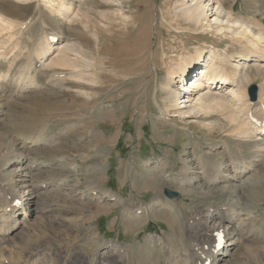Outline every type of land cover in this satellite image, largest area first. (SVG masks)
<instances>
[{"label":"rangeland","instance_id":"374dc122","mask_svg":"<svg viewBox=\"0 0 264 264\" xmlns=\"http://www.w3.org/2000/svg\"><path fill=\"white\" fill-rule=\"evenodd\" d=\"M128 1L132 7L128 8L125 1L122 4L126 13L137 20L135 39L128 40L126 36L119 40V45L104 41L100 54H96L90 49L91 39L77 34L78 31L70 33L86 48L90 54L87 57L92 54L96 61L103 58L105 67L109 68L102 74L103 83L94 87L97 94L89 99L90 103L76 94L78 85L73 81L65 82L63 90L47 84L48 70L38 76L45 83L44 88L0 97V225H15L7 234L0 229V264H103L105 261L104 264H191L194 235L204 231L206 225L208 228L211 224L218 225L222 219L201 217L199 210L210 205L224 206L228 193L207 197L194 189L185 192L172 179L161 176L169 167L172 175L180 170L182 154L188 152L187 158L193 161L198 157L193 151H206L209 144L205 140L206 129L192 123L190 130L180 129L159 117L160 94L164 92L158 84L166 75L162 62L173 64L175 53H185L189 48L192 52L193 45L203 40L210 43L212 37L186 36L181 29L185 21L171 14L175 0ZM222 1L226 8L230 5L242 15L249 4V0ZM98 2L88 0L86 4L95 3L96 9L109 7ZM34 8V2L0 0V9L20 19L28 17ZM52 20L47 22H53L49 25L57 29L56 21ZM34 23L35 28L29 29L33 36L40 30L37 20ZM24 42L16 46L22 52L15 62L17 67L25 63L35 45L32 41ZM230 48L229 52H234ZM112 55L120 59V65L110 68L107 61L114 58ZM2 69L5 71L6 67ZM250 71L253 79L247 89L264 78V73L257 74L253 67ZM96 106L104 109L98 112ZM38 135L45 141H29V137ZM225 141L233 152L238 151L236 140L225 137ZM183 147L187 148L186 152ZM17 152L25 153V162L10 164L12 154ZM248 152L245 148L243 154ZM155 160L162 161L161 165L150 170ZM16 167L21 170L14 172ZM251 174L257 181H245L239 197L237 194L243 219L238 224L244 233L227 262L217 264H264V162ZM21 178L26 179L27 186ZM165 187L177 191L178 196H166ZM20 193L35 200L29 204L26 216L13 215ZM105 193L112 194V199L103 197ZM162 198L170 201L166 202L168 207L152 204L154 199ZM31 209L34 212L30 213ZM223 219L221 224L225 226L227 219ZM109 241L118 246H113V252L105 248ZM197 241L202 244L199 238Z\"/></svg>","mask_w":264,"mask_h":264},{"label":"bare ground","instance_id":"6f19581e","mask_svg":"<svg viewBox=\"0 0 264 264\" xmlns=\"http://www.w3.org/2000/svg\"><path fill=\"white\" fill-rule=\"evenodd\" d=\"M13 1L25 4L34 2L35 8L28 17L23 19L0 9V97L18 96L25 92L29 93L44 88L45 83L40 82L38 76L39 73L48 70L46 71L47 84L63 90L66 89L65 82L73 81L78 85L76 94L88 99V102L97 94L94 87L103 83L102 74L106 73L109 68L105 67L103 58L96 61L98 59H95L96 56L93 57L92 54L91 57H87L90 54H87L86 48L75 40L78 37L73 39L70 33L78 31L77 34L85 35L91 39L93 46L90 49H93L96 54H100V45L104 41L119 45L121 42L119 40L126 39V36L128 40L135 39L137 20L133 18V15L126 13L124 4H122L125 1L128 3V8L132 7V3L128 0H99L109 6L102 9H96L93 6L97 5L95 3L86 4L88 0ZM223 2L222 0H175L171 9L172 13H170L177 20L185 21V27L179 28L183 29L186 36L209 34L212 40L210 43L203 40L197 45H193L192 52H189L191 50L189 48L185 53H175V59L172 56L175 61L173 64L161 61L162 67L164 65L166 68V75L164 74L165 79H161L162 81L158 84L160 90L164 92L163 95L160 94L162 106L159 109V117L170 120L175 127L184 130H190L191 123L192 126L197 125L199 128H204L206 129L205 135H208L205 140L209 142L206 145L208 147L206 151H193L195 156H198L197 159L189 161L188 152L184 153L180 158L182 161L180 170L172 175L169 172L171 169L169 167L163 172L166 174H161V176L168 178L167 180L172 179L177 183L178 188L185 192L194 189L198 194L207 197L220 192L229 194L225 197L224 206L200 207L201 217L207 215L222 218L221 221L224 220L223 218L227 220L225 226L221 224V221L217 222L218 225L211 224L209 228L206 225L204 231L194 235L189 257L191 264H217L219 261H226L231 255V251L238 245L240 237L244 233V228H240L241 226L238 224V221L243 220L241 211H239L241 203L238 198L241 184L245 181H257L251 173L264 162V78L255 85L256 98L252 100L247 94V86L253 79V76L250 75V68L253 67L257 74L262 76L264 73V0H249L244 15L234 12L230 5L229 8H226ZM47 19L50 21L53 19L54 23L56 21L57 29L51 26L53 22H49L51 24L49 25ZM35 20L40 28V30L37 28L39 30L37 36L29 34V29L34 26L32 24H35ZM171 25L173 26V24ZM64 26L67 30L66 33ZM123 29L124 32H121ZM32 33L35 34V32ZM24 40L32 41L35 45L25 63L19 64L17 67L15 62L22 52L20 53L21 49H16V46L23 43ZM222 42L224 45L220 46ZM230 47L234 49V52H229ZM115 49L117 50V48ZM116 59L114 56L113 59L107 61L109 65L111 64L110 68L120 65L118 64L120 59ZM157 64L159 63L157 62ZM3 67H6L5 71L2 69ZM155 67L157 68V66ZM15 70L16 73H14ZM159 71L160 68L157 69V73ZM111 72L116 75L114 69ZM123 76L126 77V74ZM103 109L101 106L95 108L98 112ZM213 114L216 116L212 117ZM173 120H179V123L173 122ZM225 137H230L238 142V151L233 152L226 143ZM29 138V141L33 143L45 141V138L39 135ZM6 140L8 139L6 138ZM11 142L13 143V141ZM197 144L198 142H196V146H198ZM221 148L225 153L221 152ZM245 148L249 152L243 154ZM183 151L186 152L187 148L183 147ZM12 155L10 164L25 162V153L17 152ZM161 162L155 160V165L150 170L161 165ZM198 169L200 172L197 171ZM15 170H21V168L16 167L14 172ZM20 176L22 175L20 174ZM20 180L24 182V186H27L25 178ZM20 194L16 200V205L20 209L17 208L13 211L14 216H26L29 204L35 203V200L30 199L32 196H27V198L25 194ZM111 196L112 194L105 193L103 197L112 199ZM155 200L152 204L164 207L167 206L166 202L170 203L169 200L163 198ZM32 211L33 209L29 212ZM131 216L133 217L132 213ZM17 221L20 222V220H14V223ZM14 226L6 227L2 224L0 229L4 234H7L13 230ZM194 228L198 229V227ZM219 234H222L224 239L221 247L217 246ZM229 235L230 238L227 239ZM197 238L202 244L197 241ZM114 245L109 241L107 244L105 243V248H111L113 252ZM144 246L146 247V244Z\"/></svg>","mask_w":264,"mask_h":264},{"label":"water","instance_id":"95a60500","mask_svg":"<svg viewBox=\"0 0 264 264\" xmlns=\"http://www.w3.org/2000/svg\"><path fill=\"white\" fill-rule=\"evenodd\" d=\"M248 94L251 99H254L256 96V86L255 84H251L248 87ZM164 193L170 197L177 196L178 193L176 191L170 190L168 188H164Z\"/></svg>","mask_w":264,"mask_h":264}]
</instances>
